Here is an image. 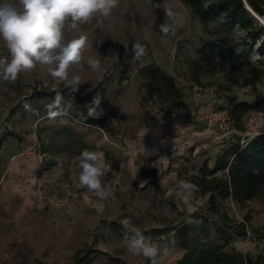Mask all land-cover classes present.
Masks as SVG:
<instances>
[{
	"label": "rangeland",
	"instance_id": "374dc122",
	"mask_svg": "<svg viewBox=\"0 0 264 264\" xmlns=\"http://www.w3.org/2000/svg\"><path fill=\"white\" fill-rule=\"evenodd\" d=\"M250 30L224 13L202 20L182 0H0V264H178L184 251L158 247L154 230L173 234L206 211L202 167L264 132L255 112L227 135L208 126L228 96L255 97L210 46L255 58L264 36ZM149 63L175 78L181 105L143 102ZM199 94L214 105L202 130L159 140L169 120L181 130L194 117ZM217 200L233 227L224 251L264 250V203Z\"/></svg>",
	"mask_w": 264,
	"mask_h": 264
},
{
	"label": "trees",
	"instance_id": "16d2710c",
	"mask_svg": "<svg viewBox=\"0 0 264 264\" xmlns=\"http://www.w3.org/2000/svg\"><path fill=\"white\" fill-rule=\"evenodd\" d=\"M188 4L202 20H211L218 13H224L233 23L250 30L252 36H264V25L246 10L244 0H182ZM206 1H209L206 3ZM260 16L264 15V0H246ZM35 32L28 23L24 38L27 47ZM214 54L223 63L229 64L227 78L232 85L251 86L254 92L252 102L241 101L228 96L229 113L235 126L243 121L247 113L264 114V89L258 87L264 77V40L262 51L251 58L246 51L236 52L223 45L210 44ZM145 95L143 102L155 99L181 105L184 97L175 78L167 74L158 64L149 63L141 70ZM126 71L122 72L125 79ZM199 81V79L197 78ZM103 99V95L100 100ZM89 123L103 126V118L90 117ZM155 177V176H153ZM194 189L202 195H210L206 211L186 215L184 222L175 233L161 234L154 230L158 247H179L184 251L178 264H264V250L258 245L247 252H225L231 239L228 230L229 214L222 211V199L232 198L243 204L253 200L264 203V132L249 137L244 143L235 142L217 157L213 169L207 164L202 167L201 178L194 182ZM219 218H218V216ZM226 223V224H225ZM218 239H223L221 243Z\"/></svg>",
	"mask_w": 264,
	"mask_h": 264
},
{
	"label": "crops",
	"instance_id": "0c3cea01",
	"mask_svg": "<svg viewBox=\"0 0 264 264\" xmlns=\"http://www.w3.org/2000/svg\"><path fill=\"white\" fill-rule=\"evenodd\" d=\"M193 103L196 105L201 104L200 109L198 111H194V113H193L194 117L191 119L183 120L182 123L179 125L181 130H176L174 128V126L175 127L178 126V123L173 122L171 120H169L168 122L166 121L167 125L164 127V129H160V130L155 131V132H159V134H156V136L158 137L159 140H161L163 137H166V135H167L168 137L170 136V138H171V140H168V139L166 140L167 142H169L168 144L173 143L175 141V139H174L175 136L182 138L183 141L185 142L186 141L185 137L183 135L180 136L178 134V132H184V135H185V134H188L189 132L195 133L198 130H202L201 129L202 117L204 116V114H206L207 112H210L214 109V105L212 103V98L209 95H200L199 94V95H196V97L193 100ZM191 112H193V111H191ZM255 113H257L258 116L260 118H262L264 121V114L259 113V112H255ZM161 132H163V133L161 134ZM194 133H192V134H194ZM179 140L180 139H178V141ZM166 141H164L162 144L166 145L167 144ZM222 153H223V151H221L219 149V151L215 154V156H216L215 162L217 160V157L219 155H221ZM182 256H183V254H182Z\"/></svg>",
	"mask_w": 264,
	"mask_h": 264
},
{
	"label": "built area",
	"instance_id": "2783aa9c",
	"mask_svg": "<svg viewBox=\"0 0 264 264\" xmlns=\"http://www.w3.org/2000/svg\"><path fill=\"white\" fill-rule=\"evenodd\" d=\"M208 126L218 129L219 132H226L225 135L235 131V121L229 112L221 114L215 110L212 111L208 120Z\"/></svg>",
	"mask_w": 264,
	"mask_h": 264
},
{
	"label": "water",
	"instance_id": "95a60500",
	"mask_svg": "<svg viewBox=\"0 0 264 264\" xmlns=\"http://www.w3.org/2000/svg\"><path fill=\"white\" fill-rule=\"evenodd\" d=\"M244 4L246 10L249 11L252 16H254L258 21H260L264 25V18L261 17L258 13H256L246 0H244Z\"/></svg>",
	"mask_w": 264,
	"mask_h": 264
}]
</instances>
